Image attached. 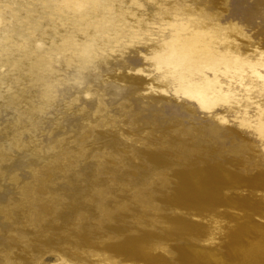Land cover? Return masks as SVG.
I'll return each instance as SVG.
<instances>
[{"label":"rangeland","instance_id":"1","mask_svg":"<svg viewBox=\"0 0 264 264\" xmlns=\"http://www.w3.org/2000/svg\"><path fill=\"white\" fill-rule=\"evenodd\" d=\"M20 1L0 0V42L42 44L47 68L35 85L0 58V264H264L255 102L201 108L164 59L182 32L263 61L264 0H106L124 24L94 45L50 21L62 0Z\"/></svg>","mask_w":264,"mask_h":264},{"label":"bare ground","instance_id":"2","mask_svg":"<svg viewBox=\"0 0 264 264\" xmlns=\"http://www.w3.org/2000/svg\"><path fill=\"white\" fill-rule=\"evenodd\" d=\"M49 2L50 0H33L32 4L27 9L34 10L35 12L37 11V7L42 5L45 9V14L42 15L45 16L49 10L48 8L51 7ZM62 2L68 9V12L58 11L55 8L53 14L51 13L53 16L50 17V21L54 22L55 26L57 25L56 20L61 22L67 21V28L73 34L72 36H88L92 38L90 45L97 44L101 39L103 31L106 29L113 30L116 29L118 25L124 24L125 10L123 11L119 7H112V1L109 3L106 0H62ZM50 10L53 11V7H51ZM30 12L32 13V11ZM121 22L122 24H120ZM36 23L34 24V27ZM76 30H80L81 32ZM12 31H14L13 28ZM41 31L42 28L38 26L37 33H40ZM28 33L30 34V32ZM34 34L32 33V35ZM198 34L193 33L190 36H183L182 32L171 34V39L168 42V51L164 59L168 64L167 70L169 71L171 80L174 84V91L180 93V95L184 94L188 97L190 96L189 98L196 101L199 107L206 109L214 108V105L221 100L226 102L232 100L238 103L241 99H244L245 104L255 102L254 104L256 105V111L260 121L258 129L260 128L261 132H264V103L256 102L257 99H253V96L250 94V91L248 90L249 88L247 87L243 86L244 92H240L241 95H236L235 93V89L239 87L237 86L238 83H242L246 86L255 79L257 87H255L254 90L257 89L258 94H264V73L261 74L259 68L256 67L261 65L264 66V60L262 61V59H258L251 61V59H248L249 61H247V59L238 57L235 50L227 45L218 47L210 36L204 35V33ZM17 39L15 40L18 41L19 39ZM22 39L23 38H21V40ZM8 41H10V39ZM6 42L7 40L2 43L0 42V58H5V60L11 58L8 63L12 65L13 69H25L30 76V81L33 82V84L38 85L41 80L40 77L42 72L47 68L45 55L42 51L41 53L39 51L43 48V45L38 44L36 47L29 48L28 46H31V39H24L19 42L20 45L18 44V47L16 46L17 49L5 50L6 47L3 43L6 45ZM12 43L10 44L12 45ZM69 45L70 38L68 36L62 40L58 47L65 48ZM48 46L50 48L54 47V41ZM82 51L86 52V49L82 48ZM13 53L16 55H13ZM245 60L246 65L248 64L247 66H250L249 68H251L250 71L247 72L248 74L245 72L246 77L244 76L245 74H243L244 72H241V65H245L242 63L245 62ZM42 69L43 71H41ZM236 69H238L239 72H237ZM21 73L23 72L21 71ZM243 77L245 79H243ZM258 100H260V98ZM214 114L218 118L224 117V114L217 111L214 112ZM255 255L256 252L251 251L248 261L253 262Z\"/></svg>","mask_w":264,"mask_h":264}]
</instances>
